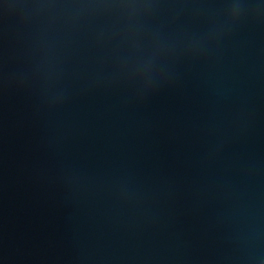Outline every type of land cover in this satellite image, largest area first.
Returning a JSON list of instances; mask_svg holds the SVG:
<instances>
[{"label":"water","instance_id":"water-1","mask_svg":"<svg viewBox=\"0 0 264 264\" xmlns=\"http://www.w3.org/2000/svg\"><path fill=\"white\" fill-rule=\"evenodd\" d=\"M0 264H264V0H0Z\"/></svg>","mask_w":264,"mask_h":264}]
</instances>
